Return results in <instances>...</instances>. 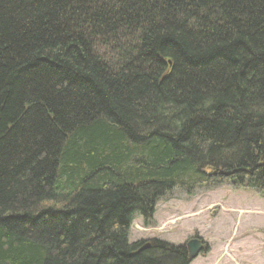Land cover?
<instances>
[{
  "label": "trees",
  "instance_id": "trees-1",
  "mask_svg": "<svg viewBox=\"0 0 264 264\" xmlns=\"http://www.w3.org/2000/svg\"><path fill=\"white\" fill-rule=\"evenodd\" d=\"M236 179L264 196V0H0V264H190L134 221Z\"/></svg>",
  "mask_w": 264,
  "mask_h": 264
},
{
  "label": "rangeland",
  "instance_id": "rangeland-1",
  "mask_svg": "<svg viewBox=\"0 0 264 264\" xmlns=\"http://www.w3.org/2000/svg\"><path fill=\"white\" fill-rule=\"evenodd\" d=\"M234 181L192 195L173 191L160 201L153 227L134 222L130 242L154 238L184 246L198 235L209 253L191 264H264V196Z\"/></svg>",
  "mask_w": 264,
  "mask_h": 264
},
{
  "label": "water",
  "instance_id": "water-1",
  "mask_svg": "<svg viewBox=\"0 0 264 264\" xmlns=\"http://www.w3.org/2000/svg\"><path fill=\"white\" fill-rule=\"evenodd\" d=\"M234 182V184H237L236 180ZM149 247L150 244H146L140 249V251H143ZM186 248L188 250L189 259L192 262L197 259L202 252L206 250L207 246L201 239H192L187 243Z\"/></svg>",
  "mask_w": 264,
  "mask_h": 264
},
{
  "label": "flooded vegetation",
  "instance_id": "flooded-vegetation-1",
  "mask_svg": "<svg viewBox=\"0 0 264 264\" xmlns=\"http://www.w3.org/2000/svg\"><path fill=\"white\" fill-rule=\"evenodd\" d=\"M193 238H200V236L197 235V236H195V237H193ZM204 253H205V252H204Z\"/></svg>",
  "mask_w": 264,
  "mask_h": 264
},
{
  "label": "crops",
  "instance_id": "crops-1",
  "mask_svg": "<svg viewBox=\"0 0 264 264\" xmlns=\"http://www.w3.org/2000/svg\"><path fill=\"white\" fill-rule=\"evenodd\" d=\"M233 209V208H232ZM140 219V218H139ZM138 220V219H137ZM141 220V219H140ZM131 236V235H130ZM144 240V239H143ZM131 241V240H130ZM134 242H137V240H135Z\"/></svg>",
  "mask_w": 264,
  "mask_h": 264
}]
</instances>
